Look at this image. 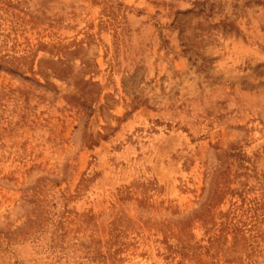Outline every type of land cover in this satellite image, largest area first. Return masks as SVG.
I'll list each match as a JSON object with an SVG mask.
<instances>
[{
  "label": "rangeland",
  "instance_id": "rangeland-1",
  "mask_svg": "<svg viewBox=\"0 0 264 264\" xmlns=\"http://www.w3.org/2000/svg\"><path fill=\"white\" fill-rule=\"evenodd\" d=\"M0 264H264V0H0Z\"/></svg>",
  "mask_w": 264,
  "mask_h": 264
},
{
  "label": "trees",
  "instance_id": "trees-1",
  "mask_svg": "<svg viewBox=\"0 0 264 264\" xmlns=\"http://www.w3.org/2000/svg\"><path fill=\"white\" fill-rule=\"evenodd\" d=\"M6 239H7L8 241H10L8 237H6Z\"/></svg>",
  "mask_w": 264,
  "mask_h": 264
}]
</instances>
